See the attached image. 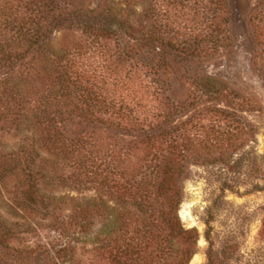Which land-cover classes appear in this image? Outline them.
Listing matches in <instances>:
<instances>
[{
  "label": "rangeland",
  "instance_id": "obj_1",
  "mask_svg": "<svg viewBox=\"0 0 264 264\" xmlns=\"http://www.w3.org/2000/svg\"><path fill=\"white\" fill-rule=\"evenodd\" d=\"M60 3L98 31L64 14L0 64V264H264V0ZM146 192L156 230L117 235L146 252L107 250Z\"/></svg>",
  "mask_w": 264,
  "mask_h": 264
},
{
  "label": "trees",
  "instance_id": "obj_2",
  "mask_svg": "<svg viewBox=\"0 0 264 264\" xmlns=\"http://www.w3.org/2000/svg\"><path fill=\"white\" fill-rule=\"evenodd\" d=\"M64 14L72 16L74 21H76L77 25H79L83 31H98V28L92 26V24H90L88 21L82 20L76 11H71L68 6H64L62 8L60 0H0V64L3 62L7 64L15 63L18 59H22L29 49L39 47L52 33V31L48 29L52 21H55ZM119 28L127 29L129 27H125V25H123V21H119L117 30ZM103 31L106 32V34L117 33L116 30L115 32H111L112 30L110 28H104ZM57 114V116L53 117H51V115L48 116V125L52 129H54V127L57 125V117L60 118L61 122L64 121V119H66L68 116V114L65 112H59ZM66 114L67 116H64ZM76 115L91 119L93 114L82 112V114ZM97 120L99 119L97 118L96 121ZM77 144L79 145V142H76L74 145L77 146ZM167 159L164 160L165 166L169 162H166ZM92 161V163L96 162L95 158ZM107 165L108 164L99 163L97 168H100L101 166L108 167ZM170 169L171 167L167 168V170ZM108 172L111 174V176L109 175L110 177L108 180L122 185V187L124 186L123 194H128L130 196L129 199L133 200L132 194L129 193L131 188L129 189L130 178L127 170L122 167H111ZM148 196L149 195H147L146 192V195L140 196V202L139 200H135V207L128 198H120V196H118L122 202L127 200L129 204H125L124 202V205L121 207L110 208V224L112 230L110 235H108L103 241V244L107 247V250L108 248H110L111 251L112 249H115L116 252L124 253L128 256H130L131 253L133 255L137 254L139 256L141 252L145 250L142 246H140L143 244V242L141 244H136L133 240V236L129 237V243L123 247L122 244L118 242L119 239L117 235L119 231H121V233L123 232L124 234H129L132 226L134 225L135 228L133 227L132 234L134 236L137 235V241L141 242L147 235L152 233L153 228L156 230L157 224L156 220L154 219L155 217L153 210L151 211L149 209ZM160 214L161 216H158V220H160L159 218L162 217L163 213L161 212ZM170 227L173 231L172 223L170 224ZM190 233L191 230L183 229L180 232V234H183L184 236L185 234ZM111 253L109 254L110 256ZM222 263L224 262H222V260H220L215 255L213 248L210 246L207 250L206 264Z\"/></svg>",
  "mask_w": 264,
  "mask_h": 264
}]
</instances>
